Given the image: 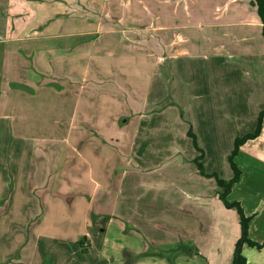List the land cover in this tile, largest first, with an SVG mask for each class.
Instances as JSON below:
<instances>
[{"label":"rangeland","instance_id":"374dc122","mask_svg":"<svg viewBox=\"0 0 264 264\" xmlns=\"http://www.w3.org/2000/svg\"><path fill=\"white\" fill-rule=\"evenodd\" d=\"M84 3H89L88 8L100 4L99 0L82 3L73 0V15L80 11ZM131 3V20L120 16L121 20H105L104 23V27L112 26L119 30L116 34L121 42L114 41L113 45L106 40L100 48L91 50L95 55L90 56L93 59H88V72L94 73L96 66L103 69L104 83L95 82L93 89L88 87L78 105L76 95L61 96L63 88L57 84H50L51 92L47 93L45 89L37 88L35 97L30 98L36 101L37 112L27 114L21 124L23 128L13 132L9 130V138L15 135L9 148L13 150L11 156L9 150L5 153L6 148L0 139V159L7 156V163L1 165L0 162V259L7 260L0 264H109L101 254L104 249L117 258L114 264H127L130 259L131 264H214L219 260L212 255L218 254V250L229 249V236L235 233L234 221L241 226L240 219L236 218L240 216L237 208L224 203L218 193L216 177L201 174L196 157L192 160L185 158L178 162L183 163V168H176L177 156H192L194 152L200 154L193 137L189 135V130L193 129L205 151V170L208 173L217 172L225 179L230 170L233 176L228 155L234 147V137L242 135L246 127L253 126L252 123L249 125L251 120L248 119L252 114L239 112L240 107L223 106V97L230 85L224 82L227 72L223 57L226 52L222 48L215 53L213 47L214 39L219 40L221 36L210 25L215 1L205 0L202 3L200 0L202 4L194 5L192 15L178 10L179 5L184 4L183 0L180 3L177 0H131ZM198 10L204 12L198 13ZM161 26H167L168 32L161 30ZM88 27H95V23ZM127 36H131V41L127 40ZM160 36L171 44H186L185 54L178 59L161 56ZM68 68L75 69L76 76H81L84 70V66L77 64ZM121 68H127L131 76V81L126 84L121 80L118 82V75H112ZM89 84L83 83L86 86ZM55 92L60 95L52 97ZM123 94L129 96L125 103L123 97H119ZM212 107L221 108L223 113L219 116L209 112ZM140 109H145L148 114L143 119H139L144 113ZM125 117L133 121L123 127ZM140 120H143L142 129H139ZM69 121L74 127L71 140L75 144L77 133L84 127L82 137L99 136L98 132H101L105 137L116 136L127 141L131 135V140L135 139L139 144L136 146L137 153L144 148L154 156H164L161 163L155 158L151 161V167L158 165L150 170L153 184L158 187H153L145 193L147 195H156L161 187H172L173 178L177 175H181L179 178L183 182L186 181L185 190L196 194L197 176H204L209 180L200 186L205 191H212L216 184V198L209 196L205 202L210 208L205 207L215 214V218L209 216L200 202L190 203L178 210L169 205L146 204L140 205L146 211L141 216L143 223L134 226L126 218L131 208L116 209L113 215L112 211L99 214L91 207L87 212L91 219L86 226L85 199L90 197L72 195L68 193L69 187H53L54 191L43 189L53 178L48 177L47 171L44 175L40 173L43 172V163L40 164L39 174L33 168L39 161L42 162L41 156L58 157L66 147L69 152L64 141L65 137L69 140L66 128ZM101 123L104 128H97ZM107 148H104V156L108 162L113 150ZM87 149L90 153V147ZM126 149L124 143L120 150L127 152ZM13 156L18 158L16 163L11 161ZM71 156H77V152L71 150L65 159L69 160ZM81 174L84 175L83 170ZM91 174L87 173L86 182L90 189L94 185L90 183ZM97 179L100 183L102 178ZM90 189L88 191L94 196L98 186L92 191ZM75 197H78L76 202ZM133 201L134 193H131V203ZM165 201H169L167 197ZM214 201L215 204L212 203ZM134 230L137 238L132 243L140 250L127 258L121 254L122 248L130 243L124 234H131ZM87 233L89 240L82 245L81 241ZM91 235L96 240L94 246L90 245ZM221 261L217 264H223Z\"/></svg>","mask_w":264,"mask_h":264},{"label":"crops","instance_id":"0c3cea01","mask_svg":"<svg viewBox=\"0 0 264 264\" xmlns=\"http://www.w3.org/2000/svg\"><path fill=\"white\" fill-rule=\"evenodd\" d=\"M204 1L202 0V3ZM214 1L215 9L212 11L213 20L210 25L212 30H217L221 36L219 40L214 39L213 47L215 53L218 50L221 51L222 48L226 52H224L223 57L226 66L225 72H227L224 75V82L226 85H230L224 94L223 106L226 108L240 107L239 112L252 114L248 119L251 120L249 125L252 123L253 126L246 127L245 131L241 133L244 134L256 128L258 116L264 109L263 23L253 0ZM82 2H86V0H80V3ZM177 2L180 3L181 0H177ZM183 2L184 4L179 5L178 10L183 14L190 15L195 12L192 10L194 5L202 4L200 0H183ZM89 3L82 4L80 11L73 15V0H0V139H2V144L6 148L5 153L9 150L10 156L13 150L9 148L15 135L9 138V130L13 132L15 129L23 128L21 124L24 122V118L28 117L27 114L37 112L36 101L30 99L35 97L37 88H43L47 93L51 92L50 84H57L60 88H63L61 96L75 94L76 104L78 105L88 87L93 89L95 82L104 83L103 75H105V72L103 69L96 66L94 73L88 72V59L91 55H95L91 50L100 48L99 46L106 40L113 45H115L114 41L121 42L116 34L119 30L112 26L104 27V23L105 20H121L120 16H127L131 20L133 18L132 3L131 0H99V5L88 8ZM196 12H204V10ZM94 23L95 27H88ZM168 29L167 26H161V30L168 32ZM130 38L131 36H127L128 41H131ZM169 44H171L170 41L168 42L160 36L161 56L166 59H178L185 54L186 44ZM97 57L98 55L95 58ZM5 62H8V64L5 65ZM73 64L84 66L81 76H76L75 69L68 68L69 65ZM128 74L127 68H121L112 75H118V82L121 80L126 84V82L131 81L129 79L131 76ZM84 82L87 84L90 82V84L86 86L83 85ZM117 86L118 89L121 88L118 84ZM56 94L58 92L51 96L54 97ZM119 97H123L124 103L129 99L128 94L126 96L124 94L119 95ZM176 100L180 99L176 97ZM207 102H209V96ZM229 102L231 103L229 104ZM216 103L219 105L218 102ZM141 111L144 113L140 115L139 119H143L148 115H146L145 109H140ZM209 112L219 116L220 113H223L221 108L213 107ZM131 121H133L132 118ZM131 121L125 117L122 126L131 125ZM140 121L139 129H142L143 120ZM66 128L68 129L67 138L69 140L65 137L64 141L66 146L69 147L68 151H76L77 156H71V159L66 160L65 158L69 153L66 147L63 154L58 157L55 155H50L48 158L41 156L42 162L39 161L33 168L39 174L40 164L43 163V172L40 173L44 175V172L47 171L48 177L53 178L43 189L54 191L53 187H69L68 193L72 195L80 197L88 195L90 197V199H85L84 221L86 226L91 219L87 213L91 207H94L99 214L112 211L113 215L116 213V209L131 208L132 211L128 214L129 217L126 218L134 226L143 223L141 216L145 215L146 211L141 209L140 205L146 204L148 206L169 205L178 210L185 208L190 203L200 202L209 216L215 218V214L205 207L207 205L205 202L209 196L216 198V184L213 185L212 191H205L200 187L207 180L203 178L204 176H197L198 185L194 186L195 193L199 196L192 191L185 190L184 184L186 181L183 182V179L179 178L181 175L173 178L174 185L172 187H161L157 190L156 195H147L145 193L150 192L153 187H158L153 184L154 179L150 175V170L158 165L151 167V161L155 158L161 163L165 159L164 156H154L146 152L144 148H140L143 151L137 153L136 146H139V144L137 145L135 139L131 140V135L127 138V141L116 138V136L105 137L101 132H98L99 136L88 134L92 137H82L84 127H81V130L77 133L78 139L75 144L71 140L74 128L71 121H69ZM97 128L103 129L104 124H98ZM237 136L234 137L233 146ZM124 143L127 145V152L120 150ZM89 147L90 153L87 149ZM105 147L113 150L112 155H109L108 162L104 156ZM194 153L192 156H177V163L185 158L192 160L197 156V153ZM6 157L0 159L1 165L7 163ZM11 161L16 163L18 158L13 156ZM236 161L242 169V174L239 181L233 185L229 198L240 201L246 213L252 216L249 229L250 236L257 241L264 242V124L262 133L242 146L236 156ZM203 162L207 166L205 157ZM78 165H80V168H77ZM178 166L179 169H182L183 163L176 164L177 169ZM82 170L84 172L83 176L81 174ZM88 172L90 174L94 172L90 175V183L94 184L93 188L98 186L94 196L92 192L88 191L90 188L86 185V182L88 183ZM225 176L227 179L232 177L230 170ZM97 177L102 178L100 183ZM212 183L215 182L212 181ZM92 189L90 190L92 191ZM131 193H134L135 201L133 203H131ZM188 193L190 195H187ZM143 194L145 195L143 196ZM165 197L168 198V202L165 201ZM76 198L78 197H75L74 201ZM184 198H188L186 202L183 201ZM212 203L215 204L216 202ZM236 218L238 220L240 216L237 215ZM122 221L125 222V220ZM233 230L235 233L229 236V249L226 251L218 250V254L212 255L215 259L222 260L223 264H232L235 244L241 235V226L237 221H234ZM141 231L144 230L141 229ZM124 236L128 238L130 243L122 248L121 254L131 258L140 250L132 243V240L137 238L135 230L131 231V234H124ZM88 237L89 234L87 233L82 241L80 239L81 244L83 242L85 245L86 240H89ZM95 242V237H91L90 245L94 246ZM243 253L248 258L247 264H264V245L259 248L245 243ZM101 254L106 257L105 259L109 264L118 261L105 249L101 250ZM6 260L7 258L5 260L0 259V263ZM218 262H214V264ZM127 264H131V259Z\"/></svg>","mask_w":264,"mask_h":264},{"label":"trees","instance_id":"16d2710c","mask_svg":"<svg viewBox=\"0 0 264 264\" xmlns=\"http://www.w3.org/2000/svg\"><path fill=\"white\" fill-rule=\"evenodd\" d=\"M253 2L257 6L258 14L261 18V21L263 23V35H264V0H253ZM263 124H264V109L260 112L258 116L257 126L254 130L246 132L242 135H238L235 138L234 141V147L229 155V162L234 170V175L230 179H225L221 177L217 172L208 173L205 170V165L203 162V159L205 157V151L202 146H200L198 142V135L193 131V129L189 130V135L193 137L194 144L197 150H199L200 154H198L195 158L198 169L201 174L207 175V176H215L217 179V183L219 185L218 193L224 203L228 207H236L239 214H240V221H241V227H242V233L239 239L237 240L236 247H235V253H234V259L233 264H247L248 258L243 253V245L245 243H248L252 246L261 248L264 245V242L257 241L253 239L250 236V221L252 219L251 215H248L242 205V203L238 200H231L229 198V194L232 190L233 185L239 181L242 174V169L239 166L238 162L236 161V156L239 154L242 146L249 141L250 139H254L258 137L263 130ZM82 244H84L82 242Z\"/></svg>","mask_w":264,"mask_h":264}]
</instances>
